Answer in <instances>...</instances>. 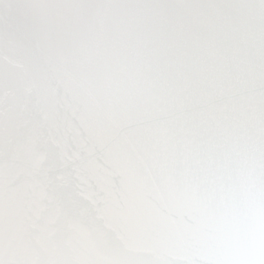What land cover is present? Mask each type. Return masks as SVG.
I'll return each instance as SVG.
<instances>
[{"label": "snow or ice", "instance_id": "snow-or-ice-1", "mask_svg": "<svg viewBox=\"0 0 264 264\" xmlns=\"http://www.w3.org/2000/svg\"><path fill=\"white\" fill-rule=\"evenodd\" d=\"M0 264H264V0H0Z\"/></svg>", "mask_w": 264, "mask_h": 264}]
</instances>
